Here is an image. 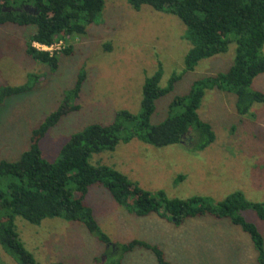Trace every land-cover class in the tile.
<instances>
[{
  "label": "rangeland",
  "instance_id": "obj_1",
  "mask_svg": "<svg viewBox=\"0 0 264 264\" xmlns=\"http://www.w3.org/2000/svg\"><path fill=\"white\" fill-rule=\"evenodd\" d=\"M34 29L31 24H0V87L23 84L28 73L39 77L31 90L0 103V159L19 157L28 147L31 130L57 107L82 69L86 78L75 100L79 109L63 115L40 140L48 160H54L71 134L84 126L107 124L120 109L138 114L144 79L160 67L159 85L166 86L174 72L183 70L191 46L183 38L185 25L174 14L148 5L135 10L127 0H104L86 33L72 40L74 54H59L58 68L51 72L24 52L25 39ZM106 41L111 50L103 48ZM234 50L230 43L226 52L203 58L193 70L183 72L173 89L156 99L151 123L162 121L169 102L186 94L194 80L226 71ZM260 53L264 54V43ZM251 88L264 92V73L253 79ZM198 113L215 134L204 149L181 143L156 147L133 137L120 141L114 150L92 153L89 162L114 167L140 187L161 189L171 197L203 195L220 200L241 190L247 199L263 202L264 104L254 103L248 114H238L235 95L213 88L206 90ZM85 202L112 245L103 244L79 221L51 217L33 224L16 216L19 237L37 264H107L118 258L123 264H158L154 253L144 247L122 252L120 245L133 239L158 245L172 264H258L249 234L227 218L203 215L175 226L155 213L138 216L127 211L98 184L89 186ZM241 214L256 225L264 244V219L250 209ZM0 264L18 263L0 246Z\"/></svg>",
  "mask_w": 264,
  "mask_h": 264
},
{
  "label": "trees",
  "instance_id": "obj_2",
  "mask_svg": "<svg viewBox=\"0 0 264 264\" xmlns=\"http://www.w3.org/2000/svg\"><path fill=\"white\" fill-rule=\"evenodd\" d=\"M127 2L135 10L148 5L155 11L174 14L183 22V38L191 44L184 57L183 70L174 72L167 85L161 87L162 70L159 67L143 81L138 114L120 109L107 124L84 126L71 134L54 160H48L42 155L40 140L63 115L79 109L75 100L86 78L82 69L57 107L31 130L28 147L20 152L19 157L0 159V246L18 264H37L17 232L15 217L21 216L33 224L51 217L82 222L91 234L110 247L109 236L99 228L91 207L85 202L89 186L98 184L127 211L138 216L155 213L175 226L187 218L203 215L227 218L249 234L257 251L258 264H264L262 235L256 225L241 214L250 209L258 218L264 219V201L249 200L241 190H235L220 200L203 195L171 197L161 189L151 191L140 187L114 167L89 162L92 153L114 150L120 141L127 142L133 137L156 147L181 143L195 150L204 149L215 138L211 124L198 113L207 89L233 93L238 114H248L254 103L264 104V92L251 88L253 79L264 73V54L260 53L264 43V0ZM103 6L104 0H0V24L35 25L36 29L25 39L24 52L54 72L58 68L59 54H74L72 40L86 33V25L95 20ZM59 39L63 40L64 46L52 53L33 45L34 42L51 45ZM230 43L235 44V50L228 69L194 80L186 94L176 95L169 102L167 116L158 123H151L156 99L171 91L183 72L193 70L203 58L226 52ZM102 45L105 50H111L110 41ZM38 80V74L28 73L23 84L2 85L0 103L8 96L31 90ZM178 178L182 179L183 175ZM135 246L151 250L158 264H172L156 244L133 239L122 243L120 248L127 252ZM51 264L65 263L56 261ZM107 264L123 263L118 258Z\"/></svg>",
  "mask_w": 264,
  "mask_h": 264
},
{
  "label": "built area",
  "instance_id": "obj_3",
  "mask_svg": "<svg viewBox=\"0 0 264 264\" xmlns=\"http://www.w3.org/2000/svg\"><path fill=\"white\" fill-rule=\"evenodd\" d=\"M33 45L39 50H46V51H49L50 53H52L56 50L63 48L64 42L62 39H59L57 42H55L51 45H43V44H40L37 42H34Z\"/></svg>",
  "mask_w": 264,
  "mask_h": 264
},
{
  "label": "water",
  "instance_id": "obj_4",
  "mask_svg": "<svg viewBox=\"0 0 264 264\" xmlns=\"http://www.w3.org/2000/svg\"><path fill=\"white\" fill-rule=\"evenodd\" d=\"M26 9V8H25ZM29 10V9H28Z\"/></svg>",
  "mask_w": 264,
  "mask_h": 264
}]
</instances>
